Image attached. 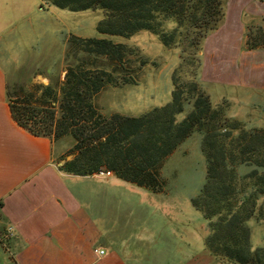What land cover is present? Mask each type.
I'll list each match as a JSON object with an SVG mask.
<instances>
[{"label": "trees", "instance_id": "trees-1", "mask_svg": "<svg viewBox=\"0 0 264 264\" xmlns=\"http://www.w3.org/2000/svg\"><path fill=\"white\" fill-rule=\"evenodd\" d=\"M46 1L69 11L99 8L103 16L97 32L130 36L148 30L166 47L180 46V58L186 47L199 52L198 66L185 83L172 76L170 99L164 104L139 115L104 114L95 104L96 95L110 86L137 83L146 61L126 43L69 34L58 86L37 83L13 98L7 87L14 121L34 135L72 137V157L61 170L91 175L108 169L151 192L166 189L161 173L165 159L199 133L205 176L190 201L207 221L204 246L231 264H264V247H252L248 223L252 217L264 219V128L230 116L226 100L214 105L199 81L202 44L224 19L225 0ZM166 22L173 26L166 29ZM263 46V26L248 25L245 47ZM243 166L248 169L240 173Z\"/></svg>", "mask_w": 264, "mask_h": 264}, {"label": "crops", "instance_id": "crops-1", "mask_svg": "<svg viewBox=\"0 0 264 264\" xmlns=\"http://www.w3.org/2000/svg\"><path fill=\"white\" fill-rule=\"evenodd\" d=\"M54 8L46 0H0V47L13 33L33 31L34 14L49 25L45 18ZM251 24L264 27V2L225 0L224 19L202 44L199 79L214 105L226 100L230 116L264 128V46L245 47ZM1 54L0 217L8 234L0 232V264H146L153 250L192 254L194 225L186 217V225L178 227L179 218L170 217L178 199L167 197L168 183L164 191L151 192L114 174L65 172L55 161V141L14 121ZM98 107L104 114L118 112ZM156 194L164 200L161 207L153 203ZM192 196L182 204L194 216Z\"/></svg>", "mask_w": 264, "mask_h": 264}, {"label": "rangeland", "instance_id": "rangeland-1", "mask_svg": "<svg viewBox=\"0 0 264 264\" xmlns=\"http://www.w3.org/2000/svg\"><path fill=\"white\" fill-rule=\"evenodd\" d=\"M52 12L53 14L49 13L45 18L49 25L41 24L38 15L34 14L31 18L34 24L33 31L13 33L14 38L4 40L0 47L1 59L8 78V91L12 98L15 95H21L27 89H32L33 85L37 83L59 85L64 75L63 57L66 38L69 34L106 37L113 42L126 43L135 47L141 58L146 61L141 67L137 83L110 86L96 95L95 104L101 106L105 113L117 110L139 115L170 99L173 75L179 83L193 79L194 69H197L198 66L199 52L194 54L191 48L186 47L183 58H180V46L166 47L155 33L148 30H139L130 36L101 34L95 29L97 21L103 16V12L99 8L78 11L54 8ZM172 26V22L165 23L166 29H170ZM198 135V133H194L184 140L165 159L161 167V173L168 183L169 194L167 197L170 198L172 193L178 199V208L175 209L177 213L172 212L170 217L175 219L174 215H176L180 219V222L178 219V227L181 226V223L186 225V217L189 218L187 220L189 226H191V222L194 225L195 237L189 246V251H193V253L181 257L183 254H180L179 251L178 255H174L171 254L170 249L166 248L162 251L153 250L157 253H154V256L146 257L148 259L146 264H231L225 259L211 254L205 248L203 238L208 232L207 221L197 210L194 211V216H191L190 211L182 204L183 200H187L188 195L198 193L204 181L205 163ZM53 140L55 141L54 150L57 152L55 161L60 167L65 160L72 157V154L68 153V149L73 139L70 135H65ZM247 169L248 167L243 166L241 167L242 171L239 172L244 173ZM152 198L153 203L156 201L154 205L159 204L158 206L161 207L160 202L163 200L161 194L153 195ZM149 208L150 204H148L147 210ZM140 218L144 219L143 214ZM248 223L254 232L252 247H264V219L252 217ZM142 226L140 223L138 228H143ZM0 232L3 235L8 234L1 217Z\"/></svg>", "mask_w": 264, "mask_h": 264}, {"label": "built area", "instance_id": "built-area-1", "mask_svg": "<svg viewBox=\"0 0 264 264\" xmlns=\"http://www.w3.org/2000/svg\"><path fill=\"white\" fill-rule=\"evenodd\" d=\"M96 174L101 175V176H110L113 173H112V171H110L108 169H101ZM99 253H103V250H99Z\"/></svg>", "mask_w": 264, "mask_h": 264}]
</instances>
